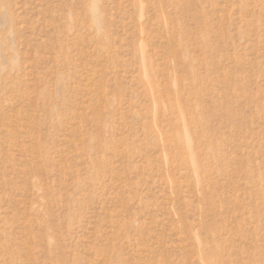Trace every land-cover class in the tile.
<instances>
[{"label":"rangeland","instance_id":"374dc122","mask_svg":"<svg viewBox=\"0 0 264 264\" xmlns=\"http://www.w3.org/2000/svg\"><path fill=\"white\" fill-rule=\"evenodd\" d=\"M0 264H264V0H0Z\"/></svg>","mask_w":264,"mask_h":264}]
</instances>
